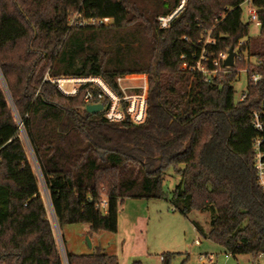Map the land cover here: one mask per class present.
Masks as SVG:
<instances>
[{"label":"trees","instance_id":"16d2710c","mask_svg":"<svg viewBox=\"0 0 264 264\" xmlns=\"http://www.w3.org/2000/svg\"><path fill=\"white\" fill-rule=\"evenodd\" d=\"M185 2L162 30L157 18L178 0H0V264H118L99 249L66 253L64 260L41 182L58 229L87 224L94 233H116L125 199H162L185 219L207 212L205 234L196 222L192 226L226 256H264V193L253 173L256 133L248 118L264 87H248L246 99L237 102L231 84L242 62L209 83L194 70L205 31L240 1ZM255 3L261 28L242 49L261 63L254 70L264 72V0ZM74 13L113 23L71 27ZM247 32L234 9L212 30L216 44L205 47L202 65L214 70L218 54ZM132 75L146 76L140 124L128 117L108 123L102 111L87 114L82 89L66 97L50 83L99 77L120 94L115 80ZM169 168L180 181L167 194L162 184ZM102 200L104 210L98 208Z\"/></svg>","mask_w":264,"mask_h":264},{"label":"rangeland","instance_id":"374dc122","mask_svg":"<svg viewBox=\"0 0 264 264\" xmlns=\"http://www.w3.org/2000/svg\"><path fill=\"white\" fill-rule=\"evenodd\" d=\"M253 33L252 29L250 34ZM243 68L244 65L235 67V70ZM123 78L126 80L121 86L128 94L138 91L137 87L147 84L144 75ZM246 85V73L240 71L231 84L235 92V101L246 91ZM20 138L25 146L28 160L33 162L32 151L22 129ZM163 177L162 191L169 194L177 186L180 178L173 175L170 168ZM40 193L44 198L46 211L64 260L66 253L84 256L99 249L114 256L118 264H164L162 258L171 254L169 264H200L198 261L200 256H212V261H206L205 264H264V256L253 259L242 255L234 259L221 253L219 246L204 239L203 234L209 229L207 212H192L185 219L178 212L172 211V205L166 200L125 199L117 209L116 233L106 231L94 233L89 230L87 224L66 225L58 229L50 212L42 182ZM192 221L202 228V235L195 232ZM195 241H198V245Z\"/></svg>","mask_w":264,"mask_h":264},{"label":"built area","instance_id":"2783aa9c","mask_svg":"<svg viewBox=\"0 0 264 264\" xmlns=\"http://www.w3.org/2000/svg\"><path fill=\"white\" fill-rule=\"evenodd\" d=\"M186 0H178L177 7L166 14L164 17H158L157 22L160 29L165 30L170 23L182 12L185 7ZM199 1V0H198ZM202 1V0H201ZM240 3L234 7H227L223 12L218 13L214 18V24L211 30L205 31L204 38L200 40L199 46L201 47L200 57L195 63L194 70L198 71L205 78V82L209 83L211 77H216L218 74H230L232 68L236 63L242 62L244 65L243 69H237V72L244 71L247 76V89L242 93L237 102H243L248 95V87L254 89L259 85L264 87V72L255 71L254 69L260 67L261 63L256 57H251L246 50L242 49L247 47L249 40L252 37L257 36L261 28V18H259L260 9L255 3V0H239ZM240 10V18L244 25L248 27V32L245 37L239 39L232 52L233 66L232 68H225L223 62L226 60L228 53L220 52L216 59L212 61L214 70L209 71L203 65L202 61H207V57L204 54L206 46H214L216 41L212 38V30L220 24L224 18L234 11V9ZM69 26H95V25H110L113 23L110 19H93V18H82L78 13H74L68 19ZM254 30L253 34H250L251 30ZM253 61V62H252ZM126 79L119 77L115 80L117 90L120 92L112 91L106 83L99 77H62L58 79H50V83L55 86L56 90L61 95L66 97H77L80 94L81 89L84 92L83 102L84 107L86 105H98L101 104L103 112V118L108 123H119L122 122L125 117L129 118L131 123L140 124L145 119V94L146 86L143 84L137 87L138 91L128 94L121 84ZM105 102V103H103ZM258 107L249 113V121L251 122L252 128L256 133L252 140L251 152L253 157V173L257 186L264 193V96L261 97ZM49 205V203H48ZM50 207V206H49ZM106 207V201L102 200L99 209L104 210ZM51 212V210H50ZM53 215V214H52ZM198 245V241H195ZM200 264H205L212 261V256H200L198 259Z\"/></svg>","mask_w":264,"mask_h":264},{"label":"water","instance_id":"95a60500","mask_svg":"<svg viewBox=\"0 0 264 264\" xmlns=\"http://www.w3.org/2000/svg\"><path fill=\"white\" fill-rule=\"evenodd\" d=\"M228 56L226 58V60L223 62V66L225 68H232L233 66V57H234V53L232 52V48H229L228 51ZM85 111L87 114H91V115H96L99 112L102 111L101 109V104L98 105H86L84 107Z\"/></svg>","mask_w":264,"mask_h":264},{"label":"crops","instance_id":"0c3cea01","mask_svg":"<svg viewBox=\"0 0 264 264\" xmlns=\"http://www.w3.org/2000/svg\"><path fill=\"white\" fill-rule=\"evenodd\" d=\"M193 228H194V227H193ZM194 230H195L196 233H198L197 230H196L195 228H194ZM198 234H199V233H198ZM219 248H220V247H219ZM220 250H221V253H224V251H223L221 248H220ZM241 256H242V255H241ZM241 256H238V257H241ZM244 256H245V255H244ZM260 257H261V256H260ZM236 258H237V257H235L234 259H236ZM257 259H258V258H257Z\"/></svg>","mask_w":264,"mask_h":264}]
</instances>
